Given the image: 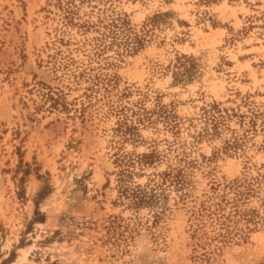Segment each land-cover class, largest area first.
Returning a JSON list of instances; mask_svg holds the SVG:
<instances>
[{
	"label": "rangeland",
	"instance_id": "obj_1",
	"mask_svg": "<svg viewBox=\"0 0 264 264\" xmlns=\"http://www.w3.org/2000/svg\"><path fill=\"white\" fill-rule=\"evenodd\" d=\"M0 264H264V0H0Z\"/></svg>",
	"mask_w": 264,
	"mask_h": 264
},
{
	"label": "trees",
	"instance_id": "obj_2",
	"mask_svg": "<svg viewBox=\"0 0 264 264\" xmlns=\"http://www.w3.org/2000/svg\"><path fill=\"white\" fill-rule=\"evenodd\" d=\"M40 194H42V195H40ZM43 195H45V193H44L43 189H41V190L39 191L37 197H38V198H41V197H43Z\"/></svg>",
	"mask_w": 264,
	"mask_h": 264
}]
</instances>
